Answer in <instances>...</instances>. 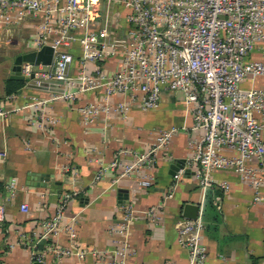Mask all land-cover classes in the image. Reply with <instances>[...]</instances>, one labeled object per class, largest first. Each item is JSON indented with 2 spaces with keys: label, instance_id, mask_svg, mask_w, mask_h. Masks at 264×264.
<instances>
[{
  "label": "built area",
  "instance_id": "1",
  "mask_svg": "<svg viewBox=\"0 0 264 264\" xmlns=\"http://www.w3.org/2000/svg\"><path fill=\"white\" fill-rule=\"evenodd\" d=\"M21 24L29 26L37 51L53 50L49 72L35 73L26 82L46 95L33 97L31 106L74 103L96 93V100L79 108L83 123L92 125L102 116L127 118L129 103L151 112L159 108L165 91L180 93L192 112L193 130L203 133L193 158L203 187L211 186L214 172H233L255 191L253 204L264 206V89L253 86L264 79V0H0V31ZM32 67L23 63L22 76L30 78ZM247 81L252 86L242 88ZM9 114L0 100V120ZM40 118V126L56 124L46 113ZM177 131L160 132L149 153L130 164L114 161L95 182L107 170L121 169L123 177L152 168ZM0 156L6 153L0 151ZM181 176L182 171L176 179ZM151 184L148 177L141 182L146 188ZM15 186L13 181L11 191ZM218 187L228 190L230 185L223 181ZM71 198L63 197L57 214L34 236L33 248L59 230ZM28 210L27 204L21 206L22 212ZM142 214L159 221L161 207L143 213L128 206L114 231L125 233ZM5 215L0 202V222ZM176 230L189 264H206L202 217L182 218Z\"/></svg>",
  "mask_w": 264,
  "mask_h": 264
},
{
  "label": "crops",
  "instance_id": "2",
  "mask_svg": "<svg viewBox=\"0 0 264 264\" xmlns=\"http://www.w3.org/2000/svg\"><path fill=\"white\" fill-rule=\"evenodd\" d=\"M0 36V100L10 111L0 120V151L6 153L0 156V202L6 209L0 222V264H189L176 230L187 204L199 206L204 220L206 264H264V206L253 204L255 191L233 172L216 171L211 186L203 187L193 162L203 133L193 130V115L182 94L165 91L159 108L151 112L128 102L127 118L108 115L85 125L79 108L96 100V93L45 106H31L33 97L46 95L28 85L13 99L5 96L4 84L17 58L37 50L27 24L0 31ZM251 86V81L242 84ZM253 86L264 89V79ZM42 113L56 124L40 126ZM170 128L178 131L152 168L123 177L121 169L107 170L95 182L114 161L130 164L149 153L160 132ZM147 177L152 179L148 188L141 185ZM223 181L228 190L218 187ZM65 195L72 198L59 230L33 248L34 236L57 214ZM23 204L27 213L21 211ZM128 206L143 213L160 206V220L138 215L118 234L114 229ZM57 250L72 255L61 256Z\"/></svg>",
  "mask_w": 264,
  "mask_h": 264
},
{
  "label": "water",
  "instance_id": "3",
  "mask_svg": "<svg viewBox=\"0 0 264 264\" xmlns=\"http://www.w3.org/2000/svg\"><path fill=\"white\" fill-rule=\"evenodd\" d=\"M53 61V50L50 47H44L39 51L32 52L30 54H25L17 58L12 70L10 80L20 81V82H29L34 79L35 73H48L50 66ZM23 63H30L32 67V75L30 78H25L21 74V65ZM42 65L43 69L40 70L39 66ZM40 180H44L41 179ZM199 206L194 204H187L184 207L183 218L188 220H196L199 217Z\"/></svg>",
  "mask_w": 264,
  "mask_h": 264
},
{
  "label": "trees",
  "instance_id": "4",
  "mask_svg": "<svg viewBox=\"0 0 264 264\" xmlns=\"http://www.w3.org/2000/svg\"><path fill=\"white\" fill-rule=\"evenodd\" d=\"M26 84V82L13 81L8 79L4 84L5 96H12L14 94H17L21 89L26 86Z\"/></svg>",
  "mask_w": 264,
  "mask_h": 264
},
{
  "label": "rangeland",
  "instance_id": "5",
  "mask_svg": "<svg viewBox=\"0 0 264 264\" xmlns=\"http://www.w3.org/2000/svg\"><path fill=\"white\" fill-rule=\"evenodd\" d=\"M11 49H12V48H11ZM1 57H2V56H0V60H1ZM8 68H9V67H8ZM8 70H9V69H8ZM8 72H9V71H8Z\"/></svg>",
  "mask_w": 264,
  "mask_h": 264
}]
</instances>
